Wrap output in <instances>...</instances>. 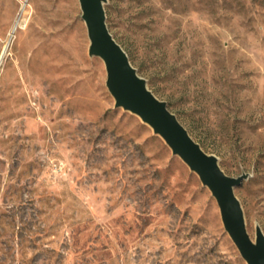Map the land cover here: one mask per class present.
<instances>
[{
	"label": "rangeland",
	"instance_id": "rangeland-1",
	"mask_svg": "<svg viewBox=\"0 0 264 264\" xmlns=\"http://www.w3.org/2000/svg\"><path fill=\"white\" fill-rule=\"evenodd\" d=\"M21 6L0 0V53L26 18L0 65V264H247L196 172L114 106L78 0ZM104 8L154 94L226 173L248 174L235 193L249 236L264 233V0Z\"/></svg>",
	"mask_w": 264,
	"mask_h": 264
},
{
	"label": "water",
	"instance_id": "water-1",
	"mask_svg": "<svg viewBox=\"0 0 264 264\" xmlns=\"http://www.w3.org/2000/svg\"><path fill=\"white\" fill-rule=\"evenodd\" d=\"M81 17L86 25L89 44L87 53L100 57L106 70L105 84L114 106L129 110L152 128L169 146L171 153L179 156L188 168L198 175L217 202L224 229L238 248L247 264H264V233L257 225L252 239L246 230L242 204L235 187L248 176L241 173L231 176L219 165L214 154L205 151L191 136L167 101L157 97L139 75L128 53L113 37L106 24L107 0H78Z\"/></svg>",
	"mask_w": 264,
	"mask_h": 264
},
{
	"label": "bare ground",
	"instance_id": "bare-ground-1",
	"mask_svg": "<svg viewBox=\"0 0 264 264\" xmlns=\"http://www.w3.org/2000/svg\"><path fill=\"white\" fill-rule=\"evenodd\" d=\"M24 6H25V3L23 2L21 8H24ZM25 21H26V18L21 15V16H17L11 22L9 30H8V33H7V38L5 40L6 42H5V44H4V46H3L2 50H1V53H0V65L3 62V60H4V57H5L4 55L7 53L8 47H9V45L11 43V39H13V36H14L15 32L17 31V29L18 28H22L25 25Z\"/></svg>",
	"mask_w": 264,
	"mask_h": 264
},
{
	"label": "built area",
	"instance_id": "built-area-1",
	"mask_svg": "<svg viewBox=\"0 0 264 264\" xmlns=\"http://www.w3.org/2000/svg\"><path fill=\"white\" fill-rule=\"evenodd\" d=\"M19 1L22 2V3H23V2L25 3L26 0H19Z\"/></svg>",
	"mask_w": 264,
	"mask_h": 264
}]
</instances>
